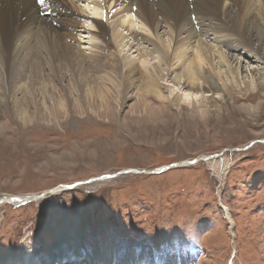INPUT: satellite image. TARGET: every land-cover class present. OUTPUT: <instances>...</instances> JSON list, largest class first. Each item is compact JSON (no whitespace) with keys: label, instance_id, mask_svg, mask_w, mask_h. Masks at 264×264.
<instances>
[{"label":"rangeland","instance_id":"rangeland-1","mask_svg":"<svg viewBox=\"0 0 264 264\" xmlns=\"http://www.w3.org/2000/svg\"><path fill=\"white\" fill-rule=\"evenodd\" d=\"M91 24L84 26L94 30ZM76 37L79 42L67 43L78 59L66 60L62 44L51 52L56 36L33 34L39 76L49 84L45 94L42 79L38 91L29 93L27 83L14 94L15 82H23L14 79L16 62L7 85L0 83V196L41 197L0 206V261L23 263L31 256L34 264H47L79 252L91 259L106 236L119 262L134 251L137 264H145L144 254L155 264H264V96L235 92L226 101L215 93L218 110L207 116L156 97L147 104L132 96L119 104L116 91L102 103L99 88L74 66L102 68L82 59L90 36ZM243 52L246 78L258 62ZM22 112L32 124L23 123ZM107 175L116 177L96 180Z\"/></svg>","mask_w":264,"mask_h":264},{"label":"bare ground","instance_id":"bare-ground-1","mask_svg":"<svg viewBox=\"0 0 264 264\" xmlns=\"http://www.w3.org/2000/svg\"><path fill=\"white\" fill-rule=\"evenodd\" d=\"M80 4L93 13H88ZM89 21L94 30L84 26ZM34 33L41 37L56 36L52 39L51 52H58L55 48L62 44L60 51L66 60L78 59L70 53L67 42H79L76 35L80 37L82 33L90 36L88 46L82 47L89 52L83 54L82 59H87L94 66L110 68V71L103 70L102 73V68L86 70L76 62L74 66L83 75V80L87 77L91 86L99 88L101 92L97 97L102 103L116 91L119 104L132 96L141 103H147L149 97H156L161 103L177 110L186 103L202 116H207L218 110L215 93L226 101H231L235 92L241 95L255 92V95L264 96V0H44L43 4L38 0H0V44L4 48L0 53V83L7 85L12 74L11 64L16 62L18 73L14 79L23 77V82H15L14 94L22 93L27 83L30 85L29 93L38 91L36 82L39 79H42L44 93L39 92H48L49 84L39 76L40 70L35 61ZM104 51L109 53L104 56ZM243 51L252 55L255 63L258 62L254 72L247 68L246 78L241 76ZM14 53L19 56L14 58ZM60 53L54 55L59 58L62 56ZM29 63L32 67L28 70ZM55 64L59 68L55 67V73H60V76L62 65L57 61ZM26 69L27 74H22ZM166 80L180 90L190 91L191 95L177 92L174 86L165 83ZM193 93L200 97L195 100ZM21 117L24 124H32L26 113ZM210 160L205 159L206 162ZM115 177L107 175L96 180ZM77 185L66 187L73 189ZM40 198V194H3L0 206L21 205ZM222 208L227 212L228 209ZM228 216L231 218L230 214ZM98 245L95 258L90 259L79 252L75 262H71L73 257L69 255L47 264H63L65 259L67 264L136 263L134 251L123 261H117L116 244L109 237H100ZM158 250L163 251L161 247ZM142 260L145 264L156 262L149 260L145 254ZM33 262L28 256L23 263L15 258L12 262L0 261V264Z\"/></svg>","mask_w":264,"mask_h":264},{"label":"water","instance_id":"water-1","mask_svg":"<svg viewBox=\"0 0 264 264\" xmlns=\"http://www.w3.org/2000/svg\"><path fill=\"white\" fill-rule=\"evenodd\" d=\"M252 144H250L249 146H251ZM248 146V147H249ZM207 158H209V157H207ZM197 161H199V160H196V159H194V160H192V161H189V163H187V164H190V163H196ZM174 166H178L177 164H173V165H170V166H165V167H162L160 170H158V171H155L154 173H161V172H163V171H165V170H168L169 168H171V167H174ZM113 176H116V175H113Z\"/></svg>","mask_w":264,"mask_h":264},{"label":"snow or ice","instance_id":"snow-or-ice-1","mask_svg":"<svg viewBox=\"0 0 264 264\" xmlns=\"http://www.w3.org/2000/svg\"><path fill=\"white\" fill-rule=\"evenodd\" d=\"M38 3L43 4L44 0H38Z\"/></svg>","mask_w":264,"mask_h":264}]
</instances>
